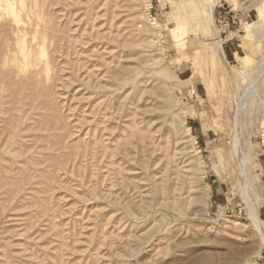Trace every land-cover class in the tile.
I'll return each mask as SVG.
<instances>
[{
    "label": "rangeland",
    "instance_id": "1",
    "mask_svg": "<svg viewBox=\"0 0 264 264\" xmlns=\"http://www.w3.org/2000/svg\"><path fill=\"white\" fill-rule=\"evenodd\" d=\"M5 1L0 264H264V0Z\"/></svg>",
    "mask_w": 264,
    "mask_h": 264
},
{
    "label": "bare ground",
    "instance_id": "2",
    "mask_svg": "<svg viewBox=\"0 0 264 264\" xmlns=\"http://www.w3.org/2000/svg\"><path fill=\"white\" fill-rule=\"evenodd\" d=\"M2 1V0H1ZM5 1V0H4ZM6 3H7V5L8 6H10L11 7V5H9V1L7 0V1H5ZM9 2V3H8ZM6 5V4H5ZM8 6H6V7H8ZM209 7V6H208ZM211 8V7H210ZM8 9V8H7ZM12 10V9H11ZM10 10V11H11ZM203 19L205 20V21H208V20H210L211 19V13L209 14V13H203ZM10 49V48H9ZM1 74V73H0ZM6 74V73H5Z\"/></svg>",
    "mask_w": 264,
    "mask_h": 264
},
{
    "label": "built area",
    "instance_id": "3",
    "mask_svg": "<svg viewBox=\"0 0 264 264\" xmlns=\"http://www.w3.org/2000/svg\"><path fill=\"white\" fill-rule=\"evenodd\" d=\"M228 25H229V24H228V23H226L224 27H226V28H227V27H228ZM229 40H230V39H227V41H229Z\"/></svg>",
    "mask_w": 264,
    "mask_h": 264
}]
</instances>
